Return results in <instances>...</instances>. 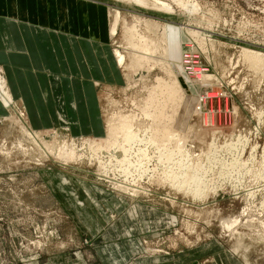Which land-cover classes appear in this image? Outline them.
Masks as SVG:
<instances>
[{
  "label": "rangeland",
  "instance_id": "1",
  "mask_svg": "<svg viewBox=\"0 0 264 264\" xmlns=\"http://www.w3.org/2000/svg\"><path fill=\"white\" fill-rule=\"evenodd\" d=\"M148 1L45 0L59 27L111 44L124 82L98 86L101 136L31 129L14 99L0 114V264H110L112 249L103 255L101 246L130 239L134 250L119 264H264V0ZM133 27L155 46L145 65L130 61L143 55L129 47ZM169 51H180L178 76ZM0 81L9 91L2 67ZM117 121L142 138L134 148L146 149L151 165L176 134L170 147L181 163L133 173L136 193L113 188L100 178L96 150L110 145L111 125L121 130ZM113 170L109 179L133 185ZM134 206L145 220L129 219ZM101 213L91 232L83 216Z\"/></svg>",
  "mask_w": 264,
  "mask_h": 264
},
{
  "label": "crops",
  "instance_id": "2",
  "mask_svg": "<svg viewBox=\"0 0 264 264\" xmlns=\"http://www.w3.org/2000/svg\"><path fill=\"white\" fill-rule=\"evenodd\" d=\"M44 2L0 0V67L11 97L24 106L31 129L67 126L73 136H101L98 86L113 88L124 82L113 48L109 42L59 27L54 15L48 16L52 12ZM5 112L0 103V114ZM135 212L136 206L129 211V219L147 218L145 213ZM155 212L153 208L148 211L149 215H157ZM88 216L83 219L92 221L87 227L92 232L100 227L98 220H105L108 214ZM135 243L130 239V243H112L111 248L104 245L100 249L103 255L112 249L104 257L110 264H119L120 257L133 252Z\"/></svg>",
  "mask_w": 264,
  "mask_h": 264
},
{
  "label": "bare ground",
  "instance_id": "3",
  "mask_svg": "<svg viewBox=\"0 0 264 264\" xmlns=\"http://www.w3.org/2000/svg\"><path fill=\"white\" fill-rule=\"evenodd\" d=\"M126 1H131V2H134V3H136V4H140V5H148L149 4V1L148 0H126ZM154 1V0H153ZM157 1H155V3H156ZM154 2L152 3H150V4H152L153 6H157V8H159V9H164V10H166V11H172L171 9H172V7L170 6V5H168V4H164V3H160V2H157V4H155ZM160 5V7H158ZM181 6L183 5V4H180ZM118 14V13H117ZM118 20H117V18L115 17V20H114V23L112 24V26H111V34H114L115 33V30H116V22H117ZM129 32V31H128ZM130 32H132V34H130V40H129V47H132L131 49H132V53H134V51H136V49L138 48H140V50H139V52L140 51H142V53L141 54H143V55H135L134 57L133 56H131V58L132 59H130V61H131V64L132 63H134V65H137L138 66V64H140V65H145V63L147 62V63H149L150 62V60L151 61H153L152 59H151V57H149L148 56V52L149 51H152L153 50V52H154V49L153 48H155V46L152 48V46H150V45H152L149 41H151V40H147L144 36H142V35H139L138 34V32H137V28H135V27H133V29L130 31ZM137 49V50H138ZM142 49V50H141ZM158 50V49H157ZM136 52H138V51H136ZM155 52H156V50H155ZM150 54V53H149ZM152 54V53H151ZM167 55H169L168 57L170 58L171 56L170 55H172V57L170 58V60L172 61L171 63H169V65H170V72L171 73H173L174 75H177L178 76V74L177 73H181V65H180V51H169V52H167ZM118 62L119 63H122L123 61H124V56H122V55H119L118 54ZM174 56V57H173ZM177 59V60H176ZM130 61H129V63H130ZM179 61V63H177ZM169 62V61H168ZM143 63V64H142ZM164 63V62H163ZM166 64H167V62H165ZM154 64H155V62H154ZM163 65V64H162ZM153 66V65H152ZM177 71H179V72H177ZM173 75V76H174ZM177 78V77H176ZM177 81V79H175V76H174V79H173V88H175V90L178 88L177 86L175 87L174 86V83ZM160 83V82H159ZM179 84V83H178ZM160 85H161V83H160ZM175 85H176V83H175ZM163 86V85H162ZM168 86H170V85H168ZM171 86H170V88H172ZM172 88V89H173ZM165 89V88H164ZM171 91V90H170ZM178 91V90H177ZM163 92V91H162ZM172 92V91H171ZM174 92V91H173ZM176 94V93H175ZM173 95V94H172ZM179 95V94H178ZM156 96V95H155ZM168 96V95H167ZM176 96V95H175ZM181 96H182V94H181ZM174 97V96H173ZM183 98V97H182ZM12 97H11V95H10V93H9V91L5 88V86H4V83H1V81H0V103L2 104V106L4 107V108H6V109H8L9 108V106H10V104L13 102L12 101ZM155 99V98H154ZM172 99V98H171ZM174 99V98H173ZM172 99V100H173ZM181 99V98H180ZM179 99V100H180ZM148 100V99H147ZM152 101V100H151ZM145 102V101H144ZM150 102V101H149ZM159 102V101H158ZM178 103V102H177ZM185 103H187V101L185 102ZM186 108V107H185ZM175 109V108H174ZM196 109H199L198 107L196 108ZM182 110L183 111H185L183 108H182ZM165 111V110H164ZM182 111V112H183ZM187 111V110H186ZM174 112V111H173ZM177 112V111H176ZM167 114V113H166ZM171 114V113H170ZM183 114H184V112H183ZM167 116V115H166ZM24 117V116H23ZM176 117V116H175ZM117 118V117H116ZM169 120V119H168ZM171 120H173V118H171L170 119V121L169 122H173V121H171ZM111 121V120H110ZM112 121H114V120H112ZM111 121V123L110 124H112V125H115V124H117V123H115V124H113V122ZM115 122H116V120H115ZM117 122H119V121H117ZM123 123H124V121H122ZM122 122H119V123H122ZM126 122V121H125ZM168 123V122H167ZM109 125V124H108ZM112 125L110 126V128H109V126H108V128L110 129V131H109V134H111V137L112 138H110L109 139V141H108V143L110 144V145H107V147L106 146H103L102 144L99 146V148L96 150V152H98V158H97V161H98V163L100 164V167H101V169H100V171H99V173H102L101 174V177L100 178H103V179H105V180H107L111 185H113L112 187L113 188H115V189H117L118 191H128L130 194H133V193H136V192H138L137 191V185L136 184H134V182L136 181V178H135V175L133 174V173H138L139 174V176H140V178L142 179L146 174H148V172H150L151 170H154V169H158L159 168V164H163V163H165V164H170L171 163V160L173 159V162H172V164L173 163H181V160H180V157H179V160H178V162L177 161H175V159H174V156H176V155H180V153H181V151L179 152V149L177 150L178 152H176V151H174L173 150V147H170V145H174L175 146V142L177 141V138H176V134H175V138H174V140H173V142H174V144H169L166 148H164L163 150H166V149H169V150H171V152L169 153V155H165V154H163V153H161V150L159 149V156H157V159H159L160 161L161 160H163V161H161V162H159V164L158 165H151V160H152V157H150L149 156V154L147 153V150L146 149H144L143 147H138V148H134L135 146H137L138 145V143H140L142 140H140V136H138V134L137 133H135V132H132L133 130H132V128L130 127L131 125L129 124V123H124L123 125L121 124V126L122 127H120V126H118V125H120V124H118L117 126L118 127H120L121 128V130L118 128V129H116V128H113L112 127ZM159 125V124H158ZM158 125H156V127L158 126ZM163 126L165 125V123L164 124H162ZM161 125V126H162ZM166 125H171V123L169 124H166ZM116 126V125H115ZM107 127V126H106ZM158 128H160V126H158ZM168 127L166 126V129H167ZM171 128V127H170ZM163 129V130H162ZM166 129L164 130V128H161V132H162V135H164L165 137L167 136V131H168V129H167V131H166ZM108 130V129H107ZM120 131H122V132H120ZM123 131H124V134H122L123 135V137H121V138H119L121 135H119V134H117L118 132H120V134L121 133H123ZM158 131H160V129L158 130ZM28 132V131H27ZM111 132V133H110ZM160 132V133H161ZM164 133V134H163ZM124 136H125V138H124ZM164 136H161L160 138L163 140H165L163 143L158 139V141H160L163 145H165L166 146V139H165V137ZM164 137V138H163ZM107 138V137H106ZM115 138V139H114ZM124 139V140H123ZM142 139V138H141ZM150 142H152V143H154L153 141H156V138H150V139H148ZM120 141L121 142H123L124 144H119L120 143ZM183 141V140H182ZM184 142V141H183ZM161 143H159V144H161ZM180 144H182L183 145V143H180ZM93 146H94V148H96V147H98V145L97 144H93ZM112 147H113V153H110L109 151H107L108 149H112ZM171 148V149H170ZM59 149V148H58ZM120 150H122V152H124L123 153V155L121 156V157H119V155L117 154V152L118 151H120ZM134 150H136L135 152H133ZM64 156H67V153H62ZM139 154V155H138ZM171 154V155H170ZM50 155H52V151L50 152ZM106 155V156H105ZM137 155L138 156H140V158H137ZM148 156V157H147ZM173 156V157H172ZM147 157V159H141V158H146ZM107 158V159H106ZM170 159V162H167V160H165V159ZM106 159V160H105ZM158 160V161H159ZM183 162V161H182ZM184 164V163H183ZM185 165V164H184ZM111 168H114L115 170H113V169H111ZM110 170H113L114 171V173H117L116 171H119L120 173H123L125 176H129V178L131 177V182H133V185H129V184H126V183H122V182H118V181H112L111 179H109V177H108V173H109V171ZM182 171V168H181V166L180 165H177V171ZM177 171H173L172 172V176H171V179H172V177H174L173 176V174H175ZM119 175V174H118ZM138 177V176H137ZM178 177V176H177ZM175 178H176V176H175ZM173 180V179H172ZM180 180V179H179ZM125 181H129V180H127V179H125ZM173 181H175V180H173ZM174 183V182H173ZM179 188L181 187V185L180 186H178ZM181 189V188H180ZM235 221V219L233 220V221H231V222H229V224H225L224 225V229H226V230H230V228H231V225H232V222H234Z\"/></svg>",
  "mask_w": 264,
  "mask_h": 264
}]
</instances>
